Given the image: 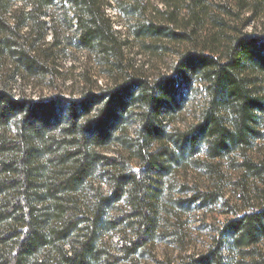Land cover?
Returning a JSON list of instances; mask_svg holds the SVG:
<instances>
[{
	"label": "trees",
	"instance_id": "16d2710c",
	"mask_svg": "<svg viewBox=\"0 0 264 264\" xmlns=\"http://www.w3.org/2000/svg\"><path fill=\"white\" fill-rule=\"evenodd\" d=\"M131 46L171 60L150 74ZM67 52L94 90L9 86L52 81ZM194 83L195 119L169 127ZM193 205L217 219L198 250L175 212ZM165 237L158 264H264V0H0V264H135Z\"/></svg>",
	"mask_w": 264,
	"mask_h": 264
},
{
	"label": "rangeland",
	"instance_id": "374dc122",
	"mask_svg": "<svg viewBox=\"0 0 264 264\" xmlns=\"http://www.w3.org/2000/svg\"><path fill=\"white\" fill-rule=\"evenodd\" d=\"M115 29H120L118 26V19L113 12H109ZM129 58L132 59V63L136 66L144 65L145 69L150 68V74L157 73L163 70V66L168 64L171 59L165 58L163 62L151 61L144 55L142 51L130 47L128 50ZM93 60L85 59L80 54H73L67 52L64 58L58 61V73L54 74L51 80H35V79H21L15 78L9 81V86L12 87L16 94L25 96L30 100L49 99L53 96H58L65 99H76L79 96L80 88L84 86L93 90L96 87L94 83L96 80L97 72L100 74V70L93 67ZM152 68V69H151ZM88 70L86 84L80 80V73ZM104 73L101 71V74ZM8 74V73H6ZM102 82V83H101ZM103 80L98 81L97 85H102ZM200 87L197 83L193 84V87L185 97V102L179 114L173 119L169 127L184 128L188 123L193 122L197 112L200 110L202 104V95ZM175 187L172 188L170 195L172 199H182L186 201L189 198L187 192H183L180 189L179 183L176 181L173 183ZM106 190L107 188L104 187ZM218 213L222 211L220 207H217ZM178 215V225L185 236V247L189 249H202L205 247L210 239L214 236V231L217 226V219L214 214L206 211L198 210L197 206L193 205L189 209L175 210ZM169 224H165L161 229V232L165 235H169L172 232V228ZM168 226V228H167ZM160 232V233H161ZM121 236L115 231H111L107 240L112 248H118ZM156 250H152V254L143 253L142 250L136 257L137 262L135 264H158V261L162 259L161 252L166 250L168 256L176 251V245L171 237L158 238L156 243ZM161 249V251H160Z\"/></svg>",
	"mask_w": 264,
	"mask_h": 264
}]
</instances>
